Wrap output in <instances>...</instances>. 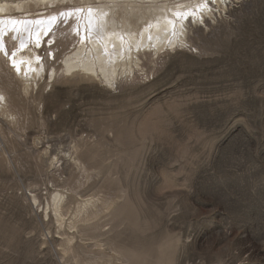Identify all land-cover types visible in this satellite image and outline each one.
I'll list each match as a JSON object with an SVG mask.
<instances>
[{"label": "rangeland", "instance_id": "rangeland-1", "mask_svg": "<svg viewBox=\"0 0 264 264\" xmlns=\"http://www.w3.org/2000/svg\"><path fill=\"white\" fill-rule=\"evenodd\" d=\"M0 1V264H264V0H170L212 16L115 85L63 65L97 0Z\"/></svg>", "mask_w": 264, "mask_h": 264}, {"label": "bare ground", "instance_id": "bare-ground-1", "mask_svg": "<svg viewBox=\"0 0 264 264\" xmlns=\"http://www.w3.org/2000/svg\"><path fill=\"white\" fill-rule=\"evenodd\" d=\"M54 1L50 0L49 3ZM14 3L0 1V14L11 10ZM26 3L24 0H18L17 8H25ZM170 3H172L170 0H97V3L85 5L77 9L78 11L71 10L69 14L79 20L75 29H79L78 33L82 38L81 44L67 54L65 59L63 58V65L68 71L76 69L79 73L98 77L107 84L115 85L124 75H131L136 68L141 67V57L146 50L157 54L167 47H187V36L191 26L206 24L207 18L212 16L213 9L208 7L206 10L203 9V13L198 5L194 12L193 4ZM58 18L59 14L56 12L50 20L46 18L39 22L38 26L45 28L51 25L53 19ZM0 19L2 20L0 26L2 24L4 30L8 29L9 32L11 30L14 38L16 36L19 39L18 42L26 41L25 32L27 33L31 24H34L27 21V18L18 21L16 18L14 20V17L0 15ZM3 40L5 39H1V42ZM30 57L38 60L34 53ZM58 71L55 69L51 77L58 75L60 73ZM5 96V93L0 91V98L3 101ZM61 204L62 195H56L54 198L56 215L60 213Z\"/></svg>", "mask_w": 264, "mask_h": 264}]
</instances>
